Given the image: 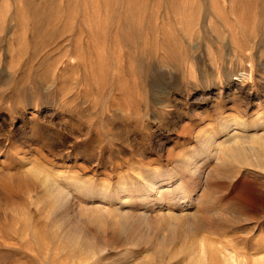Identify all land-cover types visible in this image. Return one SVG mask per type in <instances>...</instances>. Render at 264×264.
I'll return each mask as SVG.
<instances>
[{"label":"rangeland","instance_id":"rangeland-1","mask_svg":"<svg viewBox=\"0 0 264 264\" xmlns=\"http://www.w3.org/2000/svg\"><path fill=\"white\" fill-rule=\"evenodd\" d=\"M252 139H264V0H0V264H147L151 244L88 218L150 201L182 215L178 191L191 213L206 207L210 232L167 245L162 264H207L211 247L218 264H264V217L244 219L262 202L257 173L215 163ZM31 170L63 193L53 207ZM71 225L84 228L73 243Z\"/></svg>","mask_w":264,"mask_h":264},{"label":"bare ground","instance_id":"bare-ground-1","mask_svg":"<svg viewBox=\"0 0 264 264\" xmlns=\"http://www.w3.org/2000/svg\"><path fill=\"white\" fill-rule=\"evenodd\" d=\"M238 127L241 129L244 128V126H242V123L239 124ZM254 127L255 126H253L251 128H254ZM240 131H243V130H240ZM240 131H239V133H240ZM208 141H210V140H208ZM212 141L215 142V144L217 142L216 139H213ZM206 142H207V140H206ZM228 142L230 143V141H228ZM222 152H223V154L221 155V157L215 158L216 159L215 163L224 164V165L227 164V167H230L232 164L239 162L242 165L251 168L255 172V174L257 173V175L253 176V179L255 182L254 183L255 188L253 187V190H251L252 192L251 191L250 192L253 194V196H261L262 202L259 203V205L256 207V209L253 210V212H251L250 214L247 213L244 216V219L250 220V221L251 220L252 221L253 220L254 221L260 220L261 218L264 217V175H261L259 172V171L264 172V139L263 140L252 139L247 145L243 144L242 142L235 141L229 147H226L225 149H223ZM217 168H218V166H216V169ZM258 172H259V174H258ZM184 173H186V175L188 176L189 182L192 183L191 186H192L193 190L199 189L200 196H207L208 195V191H207L206 187H203V186L200 187L201 182L205 181L204 179L206 178V176H205V174H204L205 177L203 176L201 170L199 169V166L196 165L195 162H192V161L189 162V160H188V163L184 169ZM215 174H213V176ZM179 175L180 174L176 170V168H173V169H171L169 174L161 180V182L171 183L174 179L178 178ZM28 178L33 180V181H36L37 183L40 184V186L42 188L41 196H43V198L45 200H48L51 203L52 207L59 202L60 196H62L63 193L56 186V184H53L51 181H49L38 170H31L30 173L28 174ZM232 180H233V178L229 177L228 181L231 182ZM245 185H247V183ZM251 187L252 186H250V188ZM226 188H227V186H225L224 184H222L220 182H215L211 185L210 190L213 193L219 194V193L223 192V190H225ZM143 190L142 189L139 190L141 192L140 193V198H141L140 201H144V199L147 198L146 196H150V195L154 194L152 189H150L147 192L146 191L144 192ZM246 193H248V192H246ZM175 194H176V198L170 200L168 203L172 204V206H173V204H176L180 200H183L182 202L176 204L177 208L179 206V210L183 213L182 215H176L177 213H163L165 210H167L168 212H170L172 210L170 208H168L166 205H162V202H159L158 204H156V202L150 201V203H148V202L144 203L143 207L145 210L143 211L142 214L133 215V214L125 211L122 213H117V214H114L111 216H106V217H102L99 215L91 216L88 218V221L94 222L98 226V228H102V229L107 228L111 232H116L119 235L123 236L125 239H130L131 241H138L139 240L141 242L151 244V246H153V252L151 253L150 259L147 262V264H162L160 256L163 254V248H165L167 245H170V244L174 243L175 241L181 240V242H182L181 246H183V248H185L186 243L189 242L188 239H192V238L196 239L197 236L200 235L202 232H208L209 231V227L207 226V224L211 220V215L205 209L206 207H204L203 212L201 209L202 213H200V215L197 216V214L195 212L191 213L192 204L189 203V201L185 200L186 197H185V195H183V192L178 191V192H175ZM126 196L128 199L130 198L129 194ZM127 198H126V200H127ZM104 199H106V197H103V200ZM207 203H208V201H207ZM154 205H158L159 208L154 209L153 208ZM213 205H214V203H213ZM224 206H226V207H224ZM227 206H228L227 204L226 205L224 204L223 206L219 205L218 208H219V210L220 209L221 210H227ZM233 206H234V208L238 207V206L235 207V205H233ZM229 207H231V206H229ZM151 209H154L158 213H160V214L156 215V217L153 218V219H155V221L149 220V217H147L148 216L147 212H148V210H151ZM237 209H239V208H237ZM163 222L165 223L164 228H162ZM254 226H256V225H254ZM182 227H183V229H185L187 231L186 232L182 231L181 230ZM222 227H224V226H222ZM83 229H84L83 227H79V229H78L79 232L76 235H75V232H76L75 226L71 225L67 229V234L70 237L71 243H73L74 241H77L82 236ZM142 230L144 232L140 233ZM138 233H139V235H138ZM191 244H193V243H191ZM211 245H212V243H211ZM235 245H237V244H235ZM238 247H240V246H238ZM235 248H237V247L235 246ZM218 249H221V248H218ZM218 252H220V250ZM218 252H216V250L211 247L209 257L207 258V260H208L207 264H218L219 263L220 258H218V257L219 256L221 257V254H219ZM221 253L223 254V256L226 260L232 259V255H231L232 251H230L229 249L225 248L224 250H221ZM235 253H238L237 249H235ZM218 254H219V256H218ZM190 255L194 257L195 261H198L197 257L193 254V252ZM252 255H255V253H253ZM165 256H168L169 260H170V259H172L173 254H168V255L165 254ZM182 258H184V257H182ZM177 259H179V258H177ZM172 261H174V260H172ZM179 264H182V263H179ZM220 264H221V262H220Z\"/></svg>","mask_w":264,"mask_h":264}]
</instances>
